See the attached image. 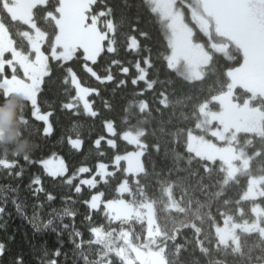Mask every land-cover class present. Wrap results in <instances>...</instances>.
<instances>
[{"label": "snow or ice", "instance_id": "6c2138e0", "mask_svg": "<svg viewBox=\"0 0 264 264\" xmlns=\"http://www.w3.org/2000/svg\"><path fill=\"white\" fill-rule=\"evenodd\" d=\"M142 10L149 12L164 34L163 59L167 68L184 81L200 85L207 82V90L200 89L196 95L190 116H184L189 123L173 134L174 140L186 147L187 155L174 151L177 157L187 160L193 174L202 171L214 177L216 188L210 200L197 199L193 206L192 201L175 202L174 182L161 180V192L166 198L156 197L145 183L149 173L142 157L149 149L147 129L140 124L118 128L114 120L104 117L103 123L112 136H99L94 144L99 154L108 155L101 150V141L106 139L112 149L107 162L100 160L95 168L81 165L69 173L64 158L54 152L35 161L80 196L82 185L88 186L83 203L89 208L85 216L89 238L84 239L73 219L69 239L75 254L83 264H187L179 259L185 251L199 250L208 256L216 250L247 256L245 264H264V163L254 164L257 158L264 161V0H123L119 9L109 0H0V102L17 95L25 98L19 115L24 131H30L38 120L44 122L42 133L51 134L52 106L44 97L54 84L60 83L69 97L61 107L75 109L83 101L84 109L97 116L99 109L87 94L100 95L101 88L84 86L76 65L97 82H105V87L106 82H111L114 89L135 86L144 80L148 65L154 66V61L150 48L147 54H141L147 45H142L138 36H151L144 27ZM121 35L127 49H135L139 56L134 63L139 75L127 79L113 75L114 65L120 73L128 74L129 66L125 65L132 63L127 61V53L116 58L120 55ZM154 83L150 80L147 88ZM71 86H75V95L71 94ZM144 90L132 88L133 93ZM101 102L104 108L114 107L103 96ZM161 103L171 101L164 96ZM129 104H138L141 111L149 108L143 99ZM7 117L8 113L0 112V121ZM123 119L127 121L128 116ZM69 143L75 149L82 146L80 138H69ZM128 145L135 148L128 150ZM151 147L159 151L160 145ZM17 156L10 155L6 148L0 149V166L20 177L24 165L19 164ZM23 159L33 162L30 154ZM81 173L87 175L80 177ZM33 183L39 185L40 177L35 176ZM109 185L117 194L112 198L102 190ZM229 189L235 190L234 196L228 195ZM36 191L45 190L40 187ZM45 195L48 201L55 198L51 191H45ZM13 199L34 232L50 229L60 233L69 227L63 218L77 215L75 209L64 207L59 212L52 209L56 215L46 219L39 210L28 216L24 206ZM157 204L163 205L160 217ZM173 208L175 213L170 211ZM5 214L10 215L0 204V216ZM101 214L104 222L93 220L94 215ZM185 229L190 235L185 234ZM249 237L259 248L255 256L251 248L245 251ZM59 243L62 245L63 240ZM41 252L48 257L47 247L42 246ZM54 253L56 257L66 256L60 247ZM0 264L27 262L23 255L10 251L7 241L0 240ZM41 264L63 262L48 257L41 259Z\"/></svg>", "mask_w": 264, "mask_h": 264}, {"label": "trees", "instance_id": "16d2710c", "mask_svg": "<svg viewBox=\"0 0 264 264\" xmlns=\"http://www.w3.org/2000/svg\"><path fill=\"white\" fill-rule=\"evenodd\" d=\"M117 9H119L123 0H109ZM139 2V0H137ZM118 15V13H117ZM142 15L145 20L144 27L151 33L150 38L145 39L138 36L140 43L146 44L147 48L142 50V55L147 54L148 48L151 49V59L154 61L153 65H148V73L144 80H139L137 85L128 87L116 86L114 89L111 82H97L90 74H86L81 69L80 65H76L78 76L83 79L81 82L84 86H98L101 88L100 95L90 93L88 99L92 101L95 108L99 109L97 116L93 117L84 109L81 101L76 105L75 109H66L61 107L62 103H67L68 94L64 91L63 84H54L44 99L52 106L50 121L53 125L51 134H44L41 130L42 121H34L30 131L26 134L30 136L35 142V149L31 152L33 162L29 163L23 159V156H17L19 164L24 165L23 174L20 177L14 175L3 166H0V204L6 208L4 216H0V240L7 241V246L11 252L19 253L24 256L27 264H41V259L46 260L48 257L57 259L63 264H83L74 251L75 246L69 239V235L74 227L79 229L84 234V239L89 238L87 229L88 221L85 219L89 208L83 203V199L88 196V186L82 185L83 195L80 196L71 190L66 183L59 182V177H52L44 169L43 165L36 163L40 157L51 155L53 152L58 156H62L68 167L70 173L74 168H79L81 165H87L89 168H95L97 162L100 160L108 161V155L112 154V149L107 146L106 139L101 141V150L106 151L108 155L99 154L94 144V140L99 136L111 138L107 134L106 127L103 123L104 117L115 121L118 128H124L127 124H140L147 129V140L149 142L148 152L144 154L145 167L148 169V176L145 178V183L148 185V191L158 198H166V194L161 192L160 181H172V198L175 202L189 201L194 202L199 199L210 200L212 192L215 191L216 185L213 183L214 177L204 174L202 171L193 174V168L188 165L187 160L181 156L177 157L175 151H180L187 155V149L179 142L174 140L173 134L178 128L184 127L189 121L184 119L185 115L190 116L191 106L196 95L200 89L207 90V82L204 85L199 83H192L184 81L182 77L178 76L174 70L168 69L166 61L163 59L164 49L166 47V39L158 23H154L147 10H142ZM120 55L116 57L120 59L127 53V61H131L129 66V73L124 74L118 71L117 66H113V75L122 78H128L133 74L139 75V71L135 68L134 63L139 56L136 55L135 49H127L124 36H119ZM142 66H144L142 64ZM154 80L155 83L151 88H147V83ZM72 87V95H75V86ZM143 87V92L133 93L132 88ZM101 96L109 100L114 107L107 109L103 107ZM164 96L171 101L170 104H163L161 100ZM192 97V99H189ZM147 100L149 108L141 111L138 104H129L131 100ZM13 101L9 105L6 101L0 102V107H13L14 116L9 121L8 127L4 137H0V145H19L24 137L20 133L24 130V124L19 119L20 109L24 104L21 96L10 97ZM127 108V111L125 109ZM128 116V120L123 118ZM75 125V126H74ZM69 138L82 140V146L75 149L70 143ZM125 144L127 142H124ZM158 143L160 145L159 151L151 147L152 144ZM128 150H133L134 145H128ZM175 150V151H174ZM12 155V153H10ZM264 163L259 158L254 161L255 165ZM154 165V166H153ZM111 167V165H110ZM15 171L19 168L13 166ZM66 173L65 175H67ZM87 175L81 173L80 177ZM35 176L40 177V184L34 185L33 180ZM79 177L77 178V180ZM77 182V181H74ZM207 185V187H205ZM42 187L45 191H51L54 194V200L48 201L45 191L37 192L36 189ZM97 187H101L100 184ZM15 189V191H14ZM105 191V195L112 198L117 194L112 191L111 186ZM228 195L234 196L235 190L229 189ZM69 197L70 199H64ZM20 202L24 207L23 211L31 216L34 211L39 210V213L45 219L50 215H56V212L62 211L64 207L73 208L77 215L75 218L65 216L63 223L68 224L67 229H62L60 233L52 230H45L42 232H34L32 225L25 216H22L16 209L14 199ZM7 201L4 204V201ZM40 202L43 206L38 207ZM157 216L163 215L161 209L163 205L157 204ZM213 211L217 207V202L212 204ZM172 213L176 209L170 210ZM93 220L104 222L103 214L100 216H93ZM56 224L60 226V219L57 216ZM115 226V225H114ZM138 226V225H137ZM205 231H208V224L205 223ZM185 234L190 235L188 229L184 230ZM11 237H14L12 239ZM79 239V238H77ZM63 240V244L59 243ZM256 241L249 237L245 242V251L252 249L253 256L259 252V248L255 247ZM47 247L49 250L48 257H43L41 248ZM60 247L65 255L55 256L54 249ZM191 248V245L189 246ZM11 259V257H9ZM181 261L187 264H216L217 261H227L229 264H245L247 256H238L232 254H225L213 250L208 256L202 255L199 250L185 251L179 257Z\"/></svg>", "mask_w": 264, "mask_h": 264}, {"label": "clouds", "instance_id": "9594fccd", "mask_svg": "<svg viewBox=\"0 0 264 264\" xmlns=\"http://www.w3.org/2000/svg\"><path fill=\"white\" fill-rule=\"evenodd\" d=\"M21 99L24 101V103L26 102L25 98L21 97ZM6 102L9 105L13 104V101L11 100H8ZM0 112L8 113V117L4 119L3 121H0V123H4V124H7L13 118L15 114L14 108L11 106L7 108L0 107ZM20 135L23 136L24 139L19 145L17 146L0 145V149L6 148L10 153H14L18 156H24V155L31 154V152L35 149V146H36L34 140L30 136H28L24 130L20 133Z\"/></svg>", "mask_w": 264, "mask_h": 264}, {"label": "rangeland", "instance_id": "374dc122", "mask_svg": "<svg viewBox=\"0 0 264 264\" xmlns=\"http://www.w3.org/2000/svg\"><path fill=\"white\" fill-rule=\"evenodd\" d=\"M178 2H179V0H178ZM90 93H88L87 94V98H88V95H89ZM83 102V101H82ZM87 111V110H86ZM49 120H50V116H49ZM8 124H9V122L7 123V124H4V123H0V129H2L3 131H2V137H4L5 136V132H6V129H7V127H8ZM107 130V129H106ZM107 134L109 135V136H112V134H110V133H108L107 132ZM48 173V172H47ZM66 173H64V175H65Z\"/></svg>", "mask_w": 264, "mask_h": 264}]
</instances>
